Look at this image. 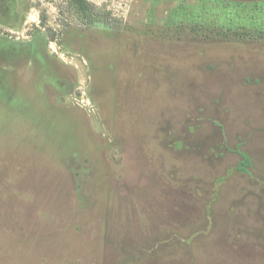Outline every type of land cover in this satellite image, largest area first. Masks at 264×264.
Wrapping results in <instances>:
<instances>
[{
    "label": "rangeland",
    "instance_id": "rangeland-1",
    "mask_svg": "<svg viewBox=\"0 0 264 264\" xmlns=\"http://www.w3.org/2000/svg\"><path fill=\"white\" fill-rule=\"evenodd\" d=\"M86 1L0 0V264H264V0Z\"/></svg>",
    "mask_w": 264,
    "mask_h": 264
},
{
    "label": "trees",
    "instance_id": "trees-1",
    "mask_svg": "<svg viewBox=\"0 0 264 264\" xmlns=\"http://www.w3.org/2000/svg\"><path fill=\"white\" fill-rule=\"evenodd\" d=\"M77 1L83 10L86 8L85 6L88 5L86 0H77ZM240 155L244 159V161L240 164L238 170L246 174H249V168L251 167V160L246 154L240 153Z\"/></svg>",
    "mask_w": 264,
    "mask_h": 264
}]
</instances>
